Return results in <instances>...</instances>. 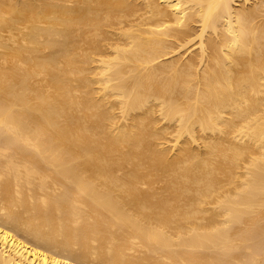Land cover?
<instances>
[{
  "label": "bare ground",
  "instance_id": "1",
  "mask_svg": "<svg viewBox=\"0 0 264 264\" xmlns=\"http://www.w3.org/2000/svg\"><path fill=\"white\" fill-rule=\"evenodd\" d=\"M0 264H264V0H0Z\"/></svg>",
  "mask_w": 264,
  "mask_h": 264
}]
</instances>
